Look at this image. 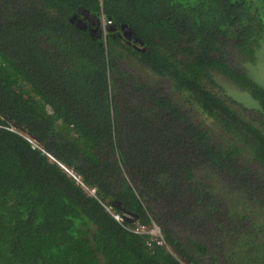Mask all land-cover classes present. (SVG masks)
I'll use <instances>...</instances> for the list:
<instances>
[{
    "label": "trees",
    "instance_id": "trees-1",
    "mask_svg": "<svg viewBox=\"0 0 264 264\" xmlns=\"http://www.w3.org/2000/svg\"><path fill=\"white\" fill-rule=\"evenodd\" d=\"M263 60L264 0H0V264H264Z\"/></svg>",
    "mask_w": 264,
    "mask_h": 264
},
{
    "label": "built area",
    "instance_id": "built-area-1",
    "mask_svg": "<svg viewBox=\"0 0 264 264\" xmlns=\"http://www.w3.org/2000/svg\"><path fill=\"white\" fill-rule=\"evenodd\" d=\"M111 24V20L110 19H106L104 17H102L101 20V29H102V33H103V38L105 40L106 38V33H107V26ZM28 140L33 143L35 146H38L37 143L32 140L30 137H27ZM48 156L51 159H54L51 155L48 154ZM59 163V162H58ZM59 165L70 175L72 176L77 183H79L87 192H89L90 194L94 195L95 193V189L86 186L79 175H77L75 172H73L71 169L67 168L66 166H64L63 164L59 163ZM106 210L111 214V216L121 225L123 224V221L125 220L124 215L114 211L111 206H105ZM128 230L135 232L136 234H142V235H148L149 238L147 239V245L148 246H152L153 244H157V245H166V242L164 240L163 234L160 230V228L158 227V225L155 222H152L150 226L145 225L143 223H139V222H134L132 225H124Z\"/></svg>",
    "mask_w": 264,
    "mask_h": 264
},
{
    "label": "water",
    "instance_id": "water-1",
    "mask_svg": "<svg viewBox=\"0 0 264 264\" xmlns=\"http://www.w3.org/2000/svg\"><path fill=\"white\" fill-rule=\"evenodd\" d=\"M83 26H85V25H83ZM85 27L87 28V26H85ZM88 28H89L90 32L93 35H95L99 39L101 38V35H100V32H99V29H100V21L98 19H96V21H91V25H89ZM121 28H122V30L125 29V35L127 36L128 39H130V36H132L133 31L128 26H126L125 24H122L121 25ZM107 29L109 31H114L116 28L115 27H112V26H109ZM134 40L136 42H138L139 44H142V41L139 39V37L135 36L134 37ZM114 204H116L118 206V204L116 202H114ZM120 211L126 215V220L127 221H132V219L127 216V215L130 214L129 212L125 211L124 209H121Z\"/></svg>",
    "mask_w": 264,
    "mask_h": 264
},
{
    "label": "flooded vegetation",
    "instance_id": "flooded-vegetation-1",
    "mask_svg": "<svg viewBox=\"0 0 264 264\" xmlns=\"http://www.w3.org/2000/svg\"><path fill=\"white\" fill-rule=\"evenodd\" d=\"M114 34H116L117 37L122 39V41H124L125 43H127V44H129L135 48H141V47H139L141 44L139 45V43L134 40V37L137 36V35H135L134 31L132 33V36H130V39L127 38V36L125 35V29L122 30L121 26H120V29H118L117 31L114 32Z\"/></svg>",
    "mask_w": 264,
    "mask_h": 264
},
{
    "label": "rangeland",
    "instance_id": "rangeland-1",
    "mask_svg": "<svg viewBox=\"0 0 264 264\" xmlns=\"http://www.w3.org/2000/svg\"><path fill=\"white\" fill-rule=\"evenodd\" d=\"M102 43H104V41L102 42ZM257 72H258V74H257V78L259 79V81L262 83V84H264V60L263 61H261L260 63H258V65H257ZM202 111V110H201ZM203 112V111H202ZM207 114V113H206ZM199 115L203 118V120H204V117L206 116L205 114H203V113H201L200 111H199ZM205 119H207V118H205Z\"/></svg>",
    "mask_w": 264,
    "mask_h": 264
},
{
    "label": "clouds",
    "instance_id": "clouds-1",
    "mask_svg": "<svg viewBox=\"0 0 264 264\" xmlns=\"http://www.w3.org/2000/svg\"><path fill=\"white\" fill-rule=\"evenodd\" d=\"M102 17L103 16H101L98 20L100 21V29H99V32H100V35H101V39H102V41H104L105 42V40H104V38H103V33H102V29H101V20H102ZM111 24H112V22H111ZM83 25H85L86 26V24H83ZM82 25V27L83 28H85V26H83ZM110 25V24H109ZM109 25L107 26V28L109 27ZM116 28V27H115ZM114 31H117V29H115ZM108 32H111V31H109L108 29H107V33ZM107 33H106V36H107ZM83 182V181H82ZM84 183V182H83ZM79 184V183H78ZM80 185V184H79ZM81 186V185H80ZM89 187V186H88ZM92 188V187H91ZM115 211V210H114ZM119 213H121V214H123L124 215V218H125V220H126V215L124 214V213H122L121 211L119 212ZM129 218H131L132 219V221H133V219H134V217L133 216H131L130 214L129 215H127ZM133 224V223H132Z\"/></svg>",
    "mask_w": 264,
    "mask_h": 264
}]
</instances>
